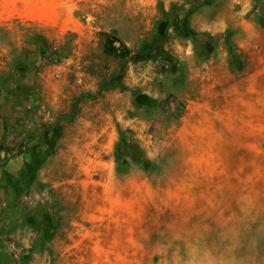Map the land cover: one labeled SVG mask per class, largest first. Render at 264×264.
Returning <instances> with one entry per match:
<instances>
[{
    "label": "rangeland",
    "instance_id": "rangeland-1",
    "mask_svg": "<svg viewBox=\"0 0 264 264\" xmlns=\"http://www.w3.org/2000/svg\"><path fill=\"white\" fill-rule=\"evenodd\" d=\"M259 2L250 33L230 0H71L30 24L10 12L0 264H264ZM216 17L232 23L204 29Z\"/></svg>",
    "mask_w": 264,
    "mask_h": 264
},
{
    "label": "crops",
    "instance_id": "crops-1",
    "mask_svg": "<svg viewBox=\"0 0 264 264\" xmlns=\"http://www.w3.org/2000/svg\"><path fill=\"white\" fill-rule=\"evenodd\" d=\"M67 1L69 2V4H71V0H0V24H3L7 21V18H9V14L12 11L17 12L14 17L19 18L23 22L29 24L31 22L37 23L35 20L36 17H44L45 20L48 19L49 21H51V19L56 18L57 2H64L65 4H67ZM165 1L171 3L173 1L183 2L186 0ZM234 1L240 3L242 6L240 12H237L236 14L239 18L241 17L242 19L240 25L243 31L250 33L253 26L259 23V13L256 12V10L262 8L263 3H260L259 0H230L231 11L232 7L234 8L235 6ZM187 7L188 5H184L182 7V10L188 9ZM237 8L239 7L237 6ZM34 10H36V14H33ZM30 14L34 16H30ZM232 14H230V17H232ZM61 15L66 17L67 12L64 11V14ZM230 20H232V18ZM231 23L232 21L226 19L223 20L221 17H216L213 21L206 22L204 25V29L214 32L218 30L225 31L228 25H230Z\"/></svg>",
    "mask_w": 264,
    "mask_h": 264
},
{
    "label": "trees",
    "instance_id": "trees-1",
    "mask_svg": "<svg viewBox=\"0 0 264 264\" xmlns=\"http://www.w3.org/2000/svg\"><path fill=\"white\" fill-rule=\"evenodd\" d=\"M108 38H111V40L108 39V40H110V43L108 45L110 46L111 53L116 55L117 57H120L123 60V62L125 63L128 59V56H129V53L131 52V49L119 37H113V36H111V34H109ZM116 41L119 42V45L116 44ZM158 54L161 56H164L163 58L165 59V57H166L165 54H163L162 52H159ZM122 77H123V71L120 74H118L117 78H118V80H121ZM118 85L121 86L119 81H118ZM121 88L124 90L126 89L125 86H121ZM88 96L89 95H83V96H81V99L86 98ZM77 113H78V107L76 104L73 106L72 112L67 116L66 119L70 122L74 121ZM129 147L132 148V151L136 155L135 156L136 161L139 162L140 164H142L145 169H148V165H149L148 160L146 158H140L142 156H139L140 155V148L137 146V144L130 143Z\"/></svg>",
    "mask_w": 264,
    "mask_h": 264
},
{
    "label": "bare ground",
    "instance_id": "bare-ground-1",
    "mask_svg": "<svg viewBox=\"0 0 264 264\" xmlns=\"http://www.w3.org/2000/svg\"><path fill=\"white\" fill-rule=\"evenodd\" d=\"M235 249V248H234ZM234 253V252H233ZM234 255V254H233ZM229 257V260H227L226 258ZM241 258V257H240ZM255 259V258H254ZM218 264H249L250 262H248V260L242 259V260H237L235 259L231 252L227 253L225 256L217 259ZM254 263V261H253ZM252 264V263H251ZM256 264V263H254Z\"/></svg>",
    "mask_w": 264,
    "mask_h": 264
}]
</instances>
